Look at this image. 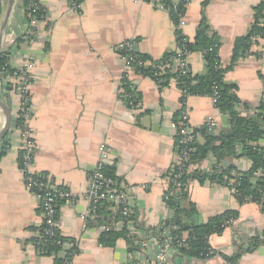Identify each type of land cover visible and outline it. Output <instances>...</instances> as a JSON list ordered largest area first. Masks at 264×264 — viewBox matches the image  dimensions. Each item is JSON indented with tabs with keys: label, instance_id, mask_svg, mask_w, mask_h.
<instances>
[{
	"label": "crops",
	"instance_id": "obj_1",
	"mask_svg": "<svg viewBox=\"0 0 264 264\" xmlns=\"http://www.w3.org/2000/svg\"><path fill=\"white\" fill-rule=\"evenodd\" d=\"M77 1L79 8L73 9L69 0H38L44 19L35 28L32 43L22 40L30 31L24 0H2L0 7V51L7 52L9 67L16 70L28 58L35 62L27 92L31 109L28 125L37 145L34 171L77 195L73 202L60 204L57 211L59 235L73 240L77 250L71 264H156L153 242L162 235L161 224L171 216L164 201L168 189L164 176L180 161L174 118L186 116L193 132L203 130L206 119L213 117L218 127L209 133L212 136L227 131L228 126L210 97L188 96L181 102L185 95L176 81L160 88L135 72L127 81L139 102L133 110L126 107L118 98L124 61L117 47L129 41L135 54L152 61L178 52L180 36L194 39L203 0H173L175 8L180 6L177 20L183 21L182 27L174 24L169 11L155 7L150 0ZM262 2L210 0L206 6L204 16L220 40L218 57L224 69L232 59L235 41L248 34L255 8ZM262 23L259 20L260 27ZM186 62L194 75L204 72L201 54L188 55ZM224 81L236 86L238 113L254 116L264 95V38L252 40L249 55L224 73ZM0 101L10 116L3 139L6 147L0 156V264H54V255H44L33 244L41 225L40 204L20 172L19 137L14 126L20 96L15 80L0 79ZM4 126L0 110V129ZM195 139L199 145L205 140L202 135ZM101 145L109 149L119 187L131 190L138 228L128 225V231L134 241H141L132 252L123 239L112 248L102 247L98 239L103 232L89 227L83 218L90 207V179ZM214 162L208 156L199 167L209 173ZM225 163L240 172L251 167L245 158ZM186 190L187 200L196 207L198 224L225 212L237 214L236 224L209 237L210 253L217 254L212 258L188 259L169 250L166 264H224L219 255L231 256L238 247L264 234V208L240 203L226 186L193 180ZM186 238L183 233L182 240ZM70 248L64 245L59 255L65 256ZM238 264H264V246L243 254Z\"/></svg>",
	"mask_w": 264,
	"mask_h": 264
},
{
	"label": "trees",
	"instance_id": "obj_2",
	"mask_svg": "<svg viewBox=\"0 0 264 264\" xmlns=\"http://www.w3.org/2000/svg\"><path fill=\"white\" fill-rule=\"evenodd\" d=\"M28 1L24 0L25 7ZM209 1L203 0L201 3V19L196 28L194 39L189 41L181 36L178 38L179 48L182 53L185 55L193 53L202 55L205 64L202 74L194 75L192 72L183 74L181 69L176 68L174 60L178 57L177 52L166 53L161 60L157 61H152L143 55L133 52L135 59L142 63V65H133L134 72L153 81L158 80L160 88L166 87L170 80L175 79L178 88L185 95L181 102H184L188 96L211 97L213 90H215L217 99L214 108L224 118L228 126L227 131L220 132L215 136L210 135L206 127L200 131H193V134L204 137L205 140L202 145H199L195 138L193 142L185 146L180 145L178 142L179 137H176V152L180 153L185 148L190 151L185 162L173 165L164 176L171 180L164 196L165 204L171 212V216L161 224L159 234L165 233L172 238L171 247L178 256L195 260H206L217 255L210 253L212 250L208 239L212 235L221 234L226 227V222L231 219L235 220L237 214L225 212L210 218L203 224H198L195 220L196 207L187 200L186 188L188 183L196 180L199 183L207 181L211 184L226 186L231 179V173L237 171V169L232 165L224 166L226 164L225 161L245 158L251 162V167L247 172L241 174L239 185L236 187L237 192L242 197H250L252 200L258 201L261 196V190L264 188V177L257 178L254 186L250 182L254 178L255 173L264 167V147L259 145V142H264V104L260 105L254 116L249 118L241 116L237 111L239 100L236 96V86L224 81V73L232 69L238 60L249 55L252 38L254 36H263V27H260L258 23L259 20L264 18V2L255 8L254 23L248 34L235 41L232 59L227 68L224 69L218 57L220 40L217 34L212 32L204 16V10ZM161 3L169 11L174 24L177 25L179 12L175 8L173 0H162ZM39 12L40 16L44 15L43 11L40 10ZM3 70L9 75L13 73V69L8 65L7 52L0 51V73ZM0 78L2 79V77ZM133 101L134 105L139 102L137 93H134ZM179 120L176 115L174 122L177 124ZM20 125V120L14 121L16 128L20 127ZM5 147L6 143L3 141L0 146V156L4 154ZM208 156H212L215 159L214 165L211 172H202L196 166ZM103 173L106 178L112 180L116 188H119L112 165L105 167ZM175 176L177 178L174 179ZM39 178L43 179V176H39ZM172 179L175 183L180 184L178 191L174 189ZM238 201L245 203L242 199H238ZM61 203L59 202L58 206ZM119 221L123 222L122 227L110 228L109 231L101 233L98 242L102 247L112 248L119 239H123L127 244L128 251L132 252L135 249L136 241L130 236L128 225H134L138 228L135 224L134 210L131 216L126 219L122 217L119 210H113L111 204L99 200L94 206L93 219L88 220V226L99 227ZM183 233H187V238L182 241ZM58 234L44 238L40 250L46 256L54 255V264H67L69 262L71 264L73 256L77 253L75 243L73 240L63 238ZM67 244L71 245L70 251L61 257L59 254L62 252L63 246ZM260 246H264V234L261 237L250 239L246 244L238 247L236 253L231 256H219L223 259L224 264H238V260L243 254H250Z\"/></svg>",
	"mask_w": 264,
	"mask_h": 264
},
{
	"label": "built area",
	"instance_id": "obj_3",
	"mask_svg": "<svg viewBox=\"0 0 264 264\" xmlns=\"http://www.w3.org/2000/svg\"><path fill=\"white\" fill-rule=\"evenodd\" d=\"M154 1V6L157 8H164V5L161 3L162 0H150ZM179 2H185L186 0H178ZM2 4V0H0V7ZM69 4L73 9L79 8V3L77 0H69ZM27 18H28V26H30V31L23 36L24 42L32 43L36 39V26L43 21L44 15L40 16V10L43 11L38 0H29L25 7ZM180 17V16H179ZM178 27H182L184 25L183 21L178 20ZM262 27L264 29V19L262 23ZM264 38L263 36H254L252 38L253 41L261 40ZM119 53L124 61V78L119 85V100L126 107L133 110L137 105H134L133 97L134 93H136L133 88L129 85L130 83L127 81V77L130 73L134 72L133 65H142L139 60H136L133 55V49L131 42H123L118 45ZM178 57L174 60V65L176 68L182 70L183 74L190 73L191 70L187 65V57L182 53L181 49H178ZM35 62L31 59H25L22 65L13 70L11 75L7 74L6 71H2L0 74L2 79L10 78L15 80L18 84V92L20 96L19 102V113L16 117V120L21 121L20 127H15V132L19 137V156H20V172L24 177L25 184L27 188L34 193V195L39 200V208L41 214V225L40 228L36 231V235L33 239V244L40 250L42 246V242L44 238L52 237L58 234V226H57V217H58V203H69L76 200L77 195L73 192L67 190L66 188H60L54 186L48 179L44 178L40 179L38 173L34 171V153L37 150L36 141L32 137L31 129L28 125V122L31 117V109H30V100L28 96V88L33 82V70H34ZM1 79V78H0ZM176 81L175 79H172ZM157 84L158 80L155 81ZM126 89H128L126 91ZM213 105L217 99V93L213 90V94L210 97ZM262 104H264V95L261 98ZM206 129L207 132L211 133L215 131L218 127L217 122L213 117H209L206 119ZM172 128L176 134V137H179L180 145H187L188 143L193 142L194 138L198 136V134H193L190 127L188 126L186 116H183L181 120L175 124L172 123ZM260 146L264 147V142H259ZM100 159L99 162L93 171L90 179V188L88 191L89 197V205L90 207L83 215V218L86 220L93 219L94 206L97 201H105L112 205L113 210H119L122 217L129 218L133 211L132 204V196L131 190L129 187H115L112 180L106 178L103 169L107 166H110L109 161V149L105 145L100 146ZM190 150L183 149L179 154V162L178 165L185 162L187 160V154ZM200 164L196 166L200 171ZM204 172V171H202ZM211 172V171H210ZM168 173V172H167ZM166 173V174H167ZM244 172L233 171L231 173V179L227 182L226 187L231 192L234 198L242 199L245 203L255 204L260 208H264V188L261 190V196L258 201L252 200L250 197H242L236 190V187L239 185V180L241 174ZM264 177V167L259 169L254 178L251 179V184L256 185L257 178ZM177 176L174 177V179ZM165 182L167 185L171 180L165 178ZM174 183V189L178 191L180 189V184ZM143 188V187H142ZM61 203V204H62ZM236 221L231 219L226 222V226H234ZM119 225H123L122 221L112 223L111 225H101L97 227L101 232H107L110 228H117ZM59 235V234H58ZM161 239V240H159ZM157 241L153 242L154 252L153 259L156 264H166L165 256L167 251L173 250L171 247L172 238L163 233ZM183 241V240H182ZM136 245L139 247L141 241H136ZM67 264H70L67 263Z\"/></svg>",
	"mask_w": 264,
	"mask_h": 264
},
{
	"label": "water",
	"instance_id": "obj_4",
	"mask_svg": "<svg viewBox=\"0 0 264 264\" xmlns=\"http://www.w3.org/2000/svg\"><path fill=\"white\" fill-rule=\"evenodd\" d=\"M177 9L180 10L179 5L177 6ZM0 110L2 111V114H4V116H5V126L0 129V145H1V143L5 137L6 131L10 126V116H9V113H8L6 107L4 106V104L1 101H0Z\"/></svg>",
	"mask_w": 264,
	"mask_h": 264
}]
</instances>
